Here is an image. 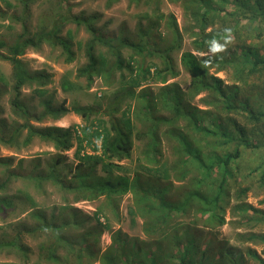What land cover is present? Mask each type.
<instances>
[{"label": "trees", "instance_id": "1", "mask_svg": "<svg viewBox=\"0 0 264 264\" xmlns=\"http://www.w3.org/2000/svg\"><path fill=\"white\" fill-rule=\"evenodd\" d=\"M19 1L25 9L21 15H8L0 9L3 18L8 16L24 26V32L15 39H0V59L9 61L12 65L11 103L13 110L24 118V122L8 130L0 120V145L17 146L26 131L23 140L25 146L38 138L52 143L58 154L56 160L49 162L43 170L39 169V164H34V168L27 170L25 174H19L12 167V158H0V166L4 167L5 173L4 179H0V216L8 210L13 211L16 201L20 200L18 195H9L6 191L12 177L21 175L24 181L33 183L39 191H45V184L50 182L60 192L72 195L74 202L95 201L104 197L114 209H118L123 196L133 194L135 207L130 208V214L133 220L135 216L144 220L143 232L149 241L130 238L119 229L112 232L109 247L100 251L92 242L94 237L102 233L100 226L104 227L100 223V214L96 212L94 216L97 223H100L99 226H91V218L68 203L53 208L50 214L39 208L32 209L29 213L32 223L15 226V234L0 241V251L7 249L28 260L29 248L22 241V235L26 233L41 238L38 257L42 264H92L94 261L101 264H245L244 256L236 253L233 248L209 243L204 250H200L196 242L198 239L193 235L188 236L183 230L189 224L174 222L177 217L187 216L194 209L201 217L209 214L202 225L211 227L208 222L211 225L217 222L219 226L225 223L223 215L233 197L231 190L234 186H241L237 181L241 172V147L251 150L252 154L263 152L260 164L250 166L248 175L251 177L255 172H260L259 185L264 188V131L260 135L251 133L255 135L249 139L244 128L234 124L231 130L221 123L210 130L201 124L203 119L198 114L202 110L186 102V97L195 98L203 92H209L213 98L210 102L212 106L215 105L222 112L238 113L255 125V129H264V53L260 52H264V0H180L193 17L190 35L193 37L195 51L199 53L184 52L181 57L183 67L191 76L187 91L182 90L177 83L166 85L168 75L173 78L178 75L174 69L172 54L180 49L183 41V33L174 16H171L172 21L168 24L173 37L168 38L163 46L157 47L152 41V24L145 27L139 23L138 38L133 41L124 36H107L94 24L99 18L96 14L72 13V0H57L56 15L43 16L37 31L31 34L24 23L27 9L35 0ZM119 1L107 0L106 6L110 8ZM228 6L233 9L228 10ZM244 19L248 22L247 26L257 24L256 36L260 39L258 43L243 42L234 46L231 52L208 53L216 52L217 45L224 43L232 30L237 34ZM217 21L222 26L220 29L215 28ZM67 24H75L78 28L83 26L91 35L84 48L87 63L78 69L77 77L86 79L88 87L98 77L105 87L117 85V90L102 97L99 103L101 108L75 105L70 110L65 104L53 108L51 101H45V112L31 116L22 99V89L35 85L36 93L43 95V87L47 85L50 76L43 70L30 71L21 57L29 48L38 50L43 44H48L53 48H60L66 62H72L75 58L73 35L71 32L63 35ZM211 26L213 28L207 32ZM245 29L248 30L249 27ZM97 45L105 48V53L98 55ZM77 46L79 49L84 47L82 42H78ZM123 49L131 50L129 58L124 57ZM148 59L150 61L147 64ZM153 59H160L164 67L160 68L156 62H152ZM125 71L129 73V77L125 76ZM225 71L232 74L238 85L242 82L250 86L249 91H241L238 85H226L217 76L218 72ZM118 72L119 79L116 78ZM250 77L258 78L260 84L249 85ZM146 81H160L163 86L157 92L145 87L137 93L136 89ZM255 94H258L257 98H254ZM137 99V114L129 115V106L122 116H118L125 103ZM104 103L106 106L103 108ZM159 109L167 115L159 112V115L155 114ZM69 112H74L86 121L100 113L109 116V128L100 121L92 122L83 129L86 144L95 151H100V154L81 156L80 146L76 152L80 163L71 179L60 173L59 166L64 160L62 153L73 146L72 128L37 127L31 124L34 120L42 122L47 116H53L57 120ZM207 113L212 115L211 112ZM136 124H140L141 128H137ZM161 129H164L166 140L173 145L178 155L167 167L159 166L162 164L159 159L162 153L159 135ZM198 137L211 141V150L205 153L197 144L200 142ZM96 139L102 141L100 146L96 144ZM133 139L145 144L143 154L146 159L144 165L139 166L148 171V178L144 170H135L131 177L132 169L118 164L132 158ZM219 140V143L216 142ZM232 143L236 144L234 150L219 151L220 147ZM146 162L153 163L155 167L147 168ZM23 163L24 159L18 161L19 168ZM99 165H102L105 174L98 173ZM169 173L178 182L190 178L188 184L191 182V186H186L175 197L171 194L173 183L170 180L161 182V179H168ZM195 173L198 177H195ZM250 189V186H246L237 192L236 199L239 203L234 210L238 216L252 212L264 220L262 209L245 202ZM28 200L31 201V206L35 205L29 195ZM177 229L183 230V233H174ZM187 237H190L185 240L188 243L181 245L183 238ZM242 237L264 244V234L252 233ZM152 247L154 251L151 250ZM250 257L258 264H264V259L257 252L250 251Z\"/></svg>", "mask_w": 264, "mask_h": 264}, {"label": "rangeland", "instance_id": "2", "mask_svg": "<svg viewBox=\"0 0 264 264\" xmlns=\"http://www.w3.org/2000/svg\"><path fill=\"white\" fill-rule=\"evenodd\" d=\"M106 2L107 0H72L70 4L74 15L81 13L87 15L96 14L99 18L94 24L99 28L102 34L107 36H124L133 41L138 38L137 32L139 23L143 24L145 27L152 24L154 26L151 34L152 41L157 47L163 46L168 38L171 39L173 37L172 30L168 27V24L172 21L171 16L175 17L177 25L183 33V41L180 49L172 54L174 69L178 72V75L174 78L172 75H168L166 85L177 83L182 90L187 91L191 83V76L183 67L181 57L184 52L199 53L195 51L193 37L190 35L191 26L194 24L193 17L185 10L183 2L180 0H140L139 2L134 0H120L110 8L106 6ZM56 3L57 0H35L30 4L27 9V16L24 23L26 24L25 26L29 30V33L33 34L37 31L43 16H47L48 14L56 15L58 11ZM157 5L158 10H156ZM0 9L3 12L8 13V15L13 13L21 15L25 10L19 0H0ZM227 9L232 10L233 7L228 6ZM247 23V20L244 19L240 31L237 34L232 30V34L225 38L224 43L220 42L219 46L217 45L216 52L211 51L208 53L212 55L217 52H231L234 46H238L243 42L247 44L258 43L260 39L256 36L257 24L250 27L246 25ZM221 27L222 26L219 22L215 26L216 29H220ZM245 27H249V29L247 30ZM212 28L213 26L209 27L207 32ZM23 32L24 26L20 22L12 21L8 16L3 18L0 15V39L13 40ZM69 32L73 35L72 40L74 43L73 49L75 58L72 62H66L65 56L62 55V50L60 48H53L48 44H43L38 50L29 48L21 57L26 68L30 71L43 70L50 76L47 85L43 87V95L36 93L35 85L26 86L22 89V99L24 100L26 108L31 116L41 115L45 112L46 106L43 104L45 101H51L53 108H57L61 106V104H65V107L70 110H72L75 105L101 108L99 103L102 101V97L104 95L112 94L117 90V85L108 88L105 87L101 79L98 77L95 78V82L91 87H88L86 79L77 77L78 69L87 63L84 48L86 43L91 39V35L83 26L78 28L75 24H67L63 29V35H68ZM262 33L264 36V32ZM78 42H82V45L84 46L82 49L78 48ZM96 51L99 55L105 53L106 50L97 45ZM260 52L262 54L264 53L263 51ZM123 54L125 58H129L132 53L130 49H123ZM149 61V59L146 60V63L148 64ZM152 62H156L159 67L161 66L160 68L164 67L160 59H153ZM12 71L13 69L10 62L0 59V120L4 122V125L8 130L12 127L15 128L17 124L24 122V118L13 110L11 103L13 96ZM213 72L215 71L213 70ZM124 74L126 77L130 76L127 71H125ZM119 76L120 72L117 73L116 78L119 79ZM217 76L222 78L228 86L238 85V83L234 82L232 74L229 71L218 72ZM253 83L260 84V81H258V78L250 77L249 85ZM162 86L163 85L160 81L157 83H148V81H146L143 86L136 90L137 93H139L141 92V89L147 87L153 89L154 92H157ZM237 87H240L241 91H249L250 89V86H247L242 82H239ZM257 97L258 94H255L254 98ZM186 98V102L193 107L198 108L200 111L202 110L198 114L200 118L203 119L201 124L210 130H214L213 126H218L217 124L220 123L231 130L234 124L235 126H241L244 128L246 136L249 139H252L253 135H260V133L264 131V129L260 130L258 127L255 129V125L249 123L245 117L238 113L222 112L215 105L212 106L210 102L213 98L209 92H203L195 98ZM138 100L139 99L125 103L118 116H122L126 111V108L129 106L131 108L129 115L132 116V114H137L136 110L139 105ZM105 106L104 103L103 108ZM157 112L162 115H167L162 109L156 110V113H154L157 114ZM207 112H211L212 115H208ZM90 120L86 121L83 117L74 112H69L63 118L57 120H55L53 116H47L42 122H37L36 120L31 122V124L37 127L60 126L72 128L74 134L73 146L70 150L62 153L64 160L59 166L60 173L63 176H67V179L72 178L80 163L78 156L76 155L80 146H82L80 152L81 156L100 154V151H93L91 150V147L86 144L82 131L87 126H90V123L100 121L103 122V126L109 128V116L100 113L93 116ZM213 121L215 122L214 124ZM180 124L183 123L180 122ZM136 127L140 129L141 125L136 124ZM251 133L255 134L252 135ZM25 135L26 131L19 139L18 145L15 147L0 145V158H12V167L16 168L19 174H25L29 169L32 170L34 164H39V169L43 170L48 164H50L49 162L53 159L54 161L56 160L58 152L52 143L44 142L36 138L28 146H25L23 144ZM159 135L162 142L160 146L162 153L159 157L162 164L159 166L167 167L168 164L178 158V155L176 154L173 145L168 139L166 140L164 129L160 130ZM198 139L200 142H197V144L205 153L211 150V141L209 142V140L199 137ZM133 140L134 148L132 151V158L129 160H123L118 164L131 168V177L135 170H144L145 175L148 178V171L139 166L140 164L144 165L146 159L143 154L145 144L136 139ZM220 140L222 139L220 138ZM220 140L216 142L219 143ZM101 142L100 139H96V144L98 146L101 145ZM235 147L236 144L232 143L223 148L220 147L219 151H221V149L232 151ZM241 150L242 153L239 160L241 172L237 179L241 186H234L231 190V195L233 197L230 199V203L226 207V211L223 215L225 217V223L219 226L217 222L213 223V225L208 222V225L211 227L202 225L204 220L208 218L209 214L201 217V214L197 213L194 209L191 210L188 215L185 214L187 216L177 217L174 223L180 225L181 223L185 225L189 224V227L184 228L183 230L187 232L188 236L193 235L198 239L196 242L200 250H204L209 243H215L224 248L235 249L236 253H240L244 256V260H246L245 264H258L250 257V251L257 252L264 259V244L249 241L242 236L252 233L264 234V220H261V216L252 212L238 216L234 207L239 203V200L236 199L237 192L242 187L250 186L251 189L245 196V202L264 211V188H261L259 185L260 172H255L251 177L248 175L250 171L248 168L250 166L254 167L260 164V158L263 152L252 154L251 150L244 149L243 147H241ZM21 159H24V163L22 167L19 168L18 161ZM101 166L102 165L98 166V173L103 175L105 173ZM150 167H155V165L150 163L147 168ZM115 172H118V170H115ZM4 175V167L0 166V179H4ZM194 175L195 177H198L196 173ZM168 180L173 183L171 194L175 197L179 196L178 193L182 191V189L184 191L186 186H191V182L188 184L190 178L186 179L184 182H178L175 180L172 173H169L167 180L161 179V182H166ZM6 193L9 195H18L20 200L16 201V207L13 211L8 210L0 216V241H5L12 237L15 234V226L22 223H32L29 217V213L32 209L39 208L44 210L45 213L50 214L53 208H59L68 203H70L71 206L78 208L86 217H90L91 226H99V224L102 223L105 227L100 226L102 233L92 239V242L95 243L96 248L100 251H105L109 247L111 244L112 232L119 229L124 233H127L130 238L137 237L141 241H149L143 232L144 220L139 216H135L133 220V217L130 214V208L135 207L133 194L123 196L119 201L118 209H114L108 205V201H106L104 197H100L95 201L83 200L80 202H74L72 195L60 192L50 182L45 184V191H39L35 188L33 183L24 181L21 175H19V177H12ZM0 194L2 193L0 192ZM28 195L31 197L35 205H30L31 201L28 200ZM96 212L100 214V223H97L95 220L94 216ZM183 230L177 229L173 232L182 234ZM186 239H190V237L183 238L181 245L185 246L188 243L185 241ZM22 241L23 244L29 248L28 260L23 259V257L6 249L0 251V264H42L38 257V246L41 242V238L24 233L22 235ZM151 250L154 251V247H152ZM175 262L178 263L177 260H175ZM92 264L101 263L99 261H94Z\"/></svg>", "mask_w": 264, "mask_h": 264}, {"label": "clouds", "instance_id": "3", "mask_svg": "<svg viewBox=\"0 0 264 264\" xmlns=\"http://www.w3.org/2000/svg\"><path fill=\"white\" fill-rule=\"evenodd\" d=\"M122 109H123V108H122ZM121 111H122V110H121ZM91 150H93V151H94V148H92V147H91Z\"/></svg>", "mask_w": 264, "mask_h": 264}]
</instances>
